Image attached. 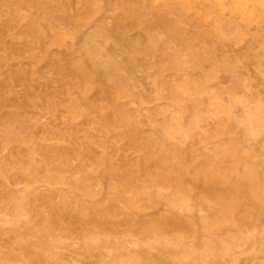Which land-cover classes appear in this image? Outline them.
<instances>
[{
	"label": "bare ground",
	"instance_id": "obj_1",
	"mask_svg": "<svg viewBox=\"0 0 264 264\" xmlns=\"http://www.w3.org/2000/svg\"><path fill=\"white\" fill-rule=\"evenodd\" d=\"M252 64L264 75V0H0V222L11 223L0 233L12 231V244L33 249L36 264L63 259L57 242L68 240L61 234L62 242L56 240V231L75 233L91 264L103 250L107 225L121 217L139 246L129 251L123 239L110 242L126 254L110 251L96 264H232L240 251L258 250L264 224L241 227L264 217V96L242 72ZM224 75L227 87L212 86ZM153 97L164 104H151ZM210 113L217 122L202 133ZM60 116L64 129L51 123ZM40 133L54 143H44ZM211 138L225 141L210 148ZM185 139L209 150L205 161L194 162L197 148L184 149ZM131 147L139 153L135 163L125 152L118 156ZM191 172L216 215L189 220L187 230L197 237L188 243L166 229L183 224L177 211L194 197L185 180ZM41 181L69 184L72 191L52 189L44 199L36 188ZM164 200L165 213L144 216L143 209ZM240 212L248 221L237 218ZM4 250L1 264L18 260L11 245Z\"/></svg>",
	"mask_w": 264,
	"mask_h": 264
},
{
	"label": "rangeland",
	"instance_id": "obj_2",
	"mask_svg": "<svg viewBox=\"0 0 264 264\" xmlns=\"http://www.w3.org/2000/svg\"><path fill=\"white\" fill-rule=\"evenodd\" d=\"M105 12H107V11H105ZM102 13V12H101ZM104 13V12H103ZM102 13V14H103ZM108 13H110V14H112V12H108ZM102 14H99V16H98V19L99 20H101L103 17H104V15L105 16H107V17H104V18H106V20L107 21H109V24H110V22L112 23L113 22V24L115 23L114 21H112V20H114V19H112V17H111V15L110 16H108L106 13L104 14V15H102ZM116 14H118V13H116ZM116 14H114V15H116ZM113 16V15H112ZM114 18H115V16H114ZM104 21H105V19H104ZM106 22V21H105ZM112 24V25H113ZM111 25V24H110ZM91 28V26H87V27H85L86 29L87 28ZM84 28V31L86 30ZM83 31V32H84ZM87 31H88V29H87ZM91 31V29H89V32ZM88 33V32H87ZM135 34L136 33V31L134 32V31H132L131 32V35H133V34ZM81 35V34H80ZM84 34H82L81 36L82 37H85V36H83ZM87 35V34H86ZM79 37V38H81L80 40H82V39H84V38H82V37ZM77 37V38H78ZM76 39V38H75ZM18 40H20V39H18ZM17 40V41H18ZM80 40L78 41H76L75 40V42H77V43H74L75 45L76 44H78L79 42H80ZM21 41V40H20ZM82 43V42H81ZM78 46H79V44H78ZM78 46H76V47H78ZM238 48H240V46H238V47H236V49H238ZM55 49H57V48H55ZM61 50H64V49H61ZM56 51V50H55ZM57 51H59V50H57ZM65 51V50H64ZM61 52V51H60ZM22 61H23V59H22ZM24 65L25 64V66H22V65ZM42 64H43V62H42ZM44 64H45V62H44ZM44 64L41 66V67H44ZM20 67H22V68H26L27 67V62H26V60L24 59V61L23 62H20V65H19ZM242 72L247 76V77H252V79L251 80H253L252 82H254L253 84H252V82H251V85H253V87H254V89L257 87V89L259 90V92H260V94H262V96H264V75L262 74V72L260 71V69H259V71H258V67L257 66H255V65H251V66H247V67H245V68H242ZM260 72V73H259ZM170 73H171V71H170ZM170 73H166L167 75L169 74L170 75ZM222 73H224V72H222ZM172 74V73H171ZM221 74V73H220ZM166 75V76H167ZM262 75V76H261ZM140 76V75H139ZM221 76V75H220ZM226 75H224V76H222L223 77V79H221L220 77H218V78H220L219 80H216V81H214V82H212L211 84H212V86H217V85H221V86H223V87H227L229 84H228V82H229V80H225L224 79V77H225ZM170 77V76H169ZM227 78H229L228 76H226ZM225 77V78H226ZM1 79L3 78V77H0ZM167 78V77H166ZM0 79V80H1ZM3 80V79H2ZM249 82H250V80H249ZM17 88V90L18 91H20L21 89H22V87H20L19 85L16 87ZM146 88H147V85H146ZM213 88V87H212ZM144 89V88H143ZM148 89V88H147ZM150 89V88H149ZM16 90V89H15ZM17 91V92H18ZM145 91H146V89H145ZM21 92V91H20ZM148 92V91H147ZM147 92H145L146 94H147ZM149 93V92H148ZM151 93V92H150ZM153 94V93H152ZM152 94H150L151 96H152ZM150 95H148V97L150 96ZM154 95V94H153ZM150 96V97H151ZM225 96V98H227L228 97V94H225L224 95ZM203 97L204 98H206V95H203ZM155 97H153V100H151V104H153V103H155L154 101H155V99H154ZM151 99V98H150ZM159 100H161V99H159ZM159 100L156 102V103H158L159 105H161V104H164V102L161 100V104L159 103ZM165 101V100H164ZM226 101H228L227 99H226ZM134 102V101H133ZM130 103V105H131V103H132V101H130L129 102ZM155 103V104H156ZM134 104H136V103H133V106H134ZM146 104H148L149 105V109H150V106H151V104H149V103H146ZM146 104L144 105V107L146 106ZM154 104V105H155ZM137 105V104H136ZM154 105H152V106H154ZM132 106V105H131ZM139 106V105H138ZM137 106V107H138ZM151 106V107H152ZM156 106V105H155ZM143 107V109H145ZM159 107V106H158ZM200 107L201 108H203L204 107V104L203 105H200ZM240 107H242L243 108V106H240ZM6 108L7 107H5V109H3V110H5L6 111ZM12 108V107H11ZM142 108V107H141ZM241 108V109H242ZM1 109V110H2ZM9 110H10V108H8ZM37 109V108H36ZM36 109H35V111H36ZM39 109V110H38ZM37 109V115L38 116H41L42 118H40V117H38V116H36V114H35V116L36 117H38L39 119H41V121H42V123H44V122H46V123H44V125L45 124H47L48 122H49V119L50 118H47V115H46V117L44 116V112L42 113L40 110V108H38ZM148 109V107L146 108V110ZM63 110V109H62ZM145 110V111H146ZM236 110V109H235ZM8 111V110H7ZM34 111V110H33ZM34 111V112H35ZM41 113H40V112ZM144 113H146L144 110H142ZM243 111V110H242ZM242 111H240V108L239 109H237L236 111H234V113L235 112H237L236 114H238V116L239 115H241L242 113H240V112H242ZM4 112V111H3ZM142 112V113H143ZM6 113V112H5ZM59 113V112H58ZM65 113V112H64ZM40 114V115H39ZM46 114V113H45ZM59 114H63L62 113V111L59 113ZM43 116H44V118H43ZM58 116V115H57ZM62 116V115H61ZM60 116V118H56V120H51V123L53 124V126H55V127H57V129H58V127L60 128V129H64V128H66L67 127V125H66V123L64 122V120H62L61 117ZM218 115L217 114H213V113H210V115H209V117L207 118V121L206 122H204L202 125H201V127L199 128V131L200 132H202V133H206L209 129H211L213 126H215V124H216V122H217V117ZM235 116V115H234ZM237 116V115H236ZM145 118V117H144ZM159 118H161V117H159ZM42 119H44V121L42 120ZM56 121V122H55ZM83 123H84V121H82ZM145 124H148L149 123V121H148V123H147V120H145ZM50 123V122H49ZM150 123H152L153 124V121L151 122L150 121ZM82 124V123H81ZM145 124H143V125H145ZM48 125V124H47ZM46 125V126H47ZM149 125V124H148ZM148 125H146V126H148ZM49 126H51V125H49ZM151 126V125H150ZM150 126H148V127H145V126H143V127H145V129L147 130V128L148 129H150V131L152 130V128L150 127ZM44 127V126H43ZM48 127V126H47ZM46 128V127H45ZM236 127H234L233 128V130L235 131H237L238 129H235ZM40 129H42L41 127H40ZM47 129V128H46ZM145 129H142L143 130V132L144 133H150V132H148V131H146ZM94 131H93V133H95V131H96V134L98 133L97 132V130L96 129H93ZM145 130V131H144ZM232 130V131H233ZM42 131L43 130H41V133H42ZM63 131V130H62ZM153 132V131H152ZM40 133V134H41ZM236 133V132H235ZM99 134V133H98ZM44 135L46 136V134L44 133ZM40 137L42 136L43 137V134H41V135H39ZM44 136V137H45ZM50 136V135H49ZM99 136V135H98ZM97 136V137H98ZM232 137H237V136H239L240 137V133L237 135V134H232L231 135ZM40 137H38L39 139H41ZM43 137V142L44 143H47V144H53L54 142H53V139H54V141H55V137H54V135H53V137L54 138H52L51 139V137H49V139L48 138H44ZM48 137V136H47ZM220 138V137H219ZM225 138H227V137H223V139H225ZM238 138V137H237ZM212 139V138H211ZM259 139H260V137H258V142H259ZM196 140V139H195ZM200 140V139H199ZM220 140H221V138H220ZM220 140H218L217 141V138H215V139H212L209 143L207 142V144H208V146L210 147V148H214V146H215V144H220L222 141H225V140H222L221 142H220ZM229 140V139H228ZM227 140V141H228ZM196 141H198V140H196ZM196 141H195V143H193L190 139H185V140H183V141H181V143L180 144H182V147L184 148V149H188V148H190V147H192V145H194L196 148V150H194V154L192 155L195 159H194V162H195V160H196V163H199L200 164V161L201 162H203V161H205V155H204V153H203V151H205V150H203L202 148L203 147H201L200 146V144H197L196 143ZM219 142V143H217V142ZM253 141V140H252ZM255 141V140H254ZM256 141H257V139H256ZM255 141V142H256ZM42 142V141H41ZM257 142V143H258ZM260 142H263V147L262 148H264V140L262 139V141H260ZM123 143V142H122ZM121 143V144H122ZM201 144H202V142H200ZM252 142H250V144H251ZM256 143V144H257ZM123 144H125V143H123ZM250 144H248L249 145V147H250ZM259 144V143H258ZM120 145V144H119ZM203 145V144H202ZM204 145H205V143H204ZM203 145V146H204ZM247 145V146H248ZM254 145L255 144H253V147L252 148H254ZM121 146V145H120ZM181 146V145H180ZM194 146H193V148H194ZM207 146V147H208ZM259 147L261 146V144H259L258 145ZM258 146H257V148L256 149H258V151L257 152H259L260 151V149H262V148H258ZM122 147H123V145H122ZM124 147H125V145H124ZM127 147H129L130 148V146H127ZM121 148V147H120ZM128 148V149H129ZM133 147H131V149H126L125 151H124V149H122V150H120L119 152H120V154H119V152H116V154H119L118 156L121 158H124V155L126 154L127 155V157L129 158V162L131 163V162H134L135 163V160L137 159L136 158V156H138L137 154H139L138 153V151L135 149V148H133ZM182 148V149H183ZM204 148H206V147H204ZM251 148V147H250ZM191 149V148H190ZM207 149V148H206ZM211 151H212V149H210ZM255 150V149H254ZM196 151V152H195ZM207 152H209V150L207 149L206 150ZM205 151V152H206ZM3 152V151H2ZM2 152H0L1 154V156H3V155H5V151L2 153ZM123 152H125V154L123 153ZM123 153V154H122ZM206 154V153H205ZM209 154V153H208ZM126 155H125V158H126ZM115 157H116V155H115ZM118 157V159H120ZM121 158V159H122ZM117 160V159H116ZM128 161V160H127ZM119 162V161H118ZM133 163V164H134ZM132 165V164H131ZM192 171H195V169H193ZM192 173V172H191ZM189 176V175H188ZM198 175L196 174V172L194 173H192V175H190L189 177H188V181L189 182H191V180H193L194 178H196ZM74 177V176H73ZM72 177V179H74L75 177H76V175H75V177L73 178ZM185 180H186V182H187V184L189 185V187L190 188H192V190H190V191H192V193H190V195L192 194V195H194V197L190 200V205L189 206H187L186 204V206L187 207H181V208H179L178 209V211H177V214L179 213V216L181 217V219L180 220H182L183 222V224H181L180 222H179V224H180V227H179V224H173V225H168L167 227H168V229H166V231L170 234V235H172V236H177V235H181V236H185L184 237V239L186 240V241H188V243H193L194 241H193V239H194V236L197 234V233H195V234H191V232L189 233V230H187V227L189 226H187V224H188V221L189 222H192V218H196V217H200V216H205V217H207L208 215H210V214H213L212 213V210L211 209H213V208H209V207H207L206 206V202H203V200H204V197L205 196H203L202 195V193H201V190H199V186L198 185H196V183L193 181V182H191V183H189L188 181H187V177H185ZM203 180V179H202ZM202 182V181H201ZM18 183V184H17ZM70 183V182H69ZM204 183V182H203ZM217 183H219V182H217ZM14 184V185H13ZM16 184H17V186H19L20 185V183L18 182V181H16ZM37 184V183H36ZM220 184H222V183H220ZM23 185V184H22ZM53 185H55V186H53ZM45 184V182H42L41 181V183H39L37 186H36V188L38 187V189H37V191L39 190L41 193H42V197L43 196H45L46 194H48V193H50L51 191H53L52 189H59V191L61 190V191H66V192H68L67 190H70V192L72 191L71 189H70V187H72L71 185H69V184H65L64 183V185H62V184ZM213 185H215V184H213ZM223 185V186H222ZM222 185H220V188H222L223 189V187H224V183L222 184ZM11 186H15V182L14 183H12V185ZM17 186H15L16 188H17ZM97 186H99V187H101L102 185H97ZM215 186H217V185H215ZM214 186V187H215ZM21 187V186H20ZM218 187V186H217ZM217 187H215V189L217 188ZM227 186H225V188H226ZM61 188V189H60ZM170 189V188H169ZM203 189V188H202ZM219 189V188H218ZM218 189H216V191H218ZM170 191L172 192V190L170 189ZM169 191V192H170ZM219 191L220 192H222V193H225V192H227L226 191V189H223V190H220L219 189ZM40 192H39V194H40ZM69 192V195L71 194ZM166 192H167V190H166ZM169 192H167V193H169ZM203 192V191H202ZM59 193V192H58ZM60 193H62V192H60ZM59 193V194H60ZM63 193H65V192H63ZM205 193H207V192H205ZM210 195H212L210 192H208ZM44 194V195H43ZM51 194H53V193H51ZM67 194V193H66ZM226 194V193H225ZM41 195V194H40ZM57 195V194H56ZM56 195H54V196H56ZM65 195V194H64ZM169 195H170V193H169ZM49 196V195H48ZM48 196L45 198L44 197V199H47L48 198ZM167 196V198H169V196L168 195H166ZM50 197V196H49ZM192 197V196H191ZM207 197V196H206ZM205 197V198H206ZM54 198H58V197H54ZM97 198V197H96ZM209 197H207L206 198V200L208 199ZM210 199V198H209ZM209 199H208V201L207 202H210L209 201ZM166 200V199H165ZM164 200V201H165ZM211 200V199H210ZM245 202H246V200H245ZM189 203V201L187 202V204ZM203 203H205V206L208 208H206L204 205H203ZM213 203V201L211 202V207H212V205L214 204H212ZM167 202L165 201V204H161V206L159 207V208H157V207H155V208H147V209H143L144 211H142V212H144L145 214H144V216L145 215H154V214H156V213H162V212H164L165 210H166V208L168 207L167 205ZM245 204V203H244ZM166 205V206H165ZM216 205V204H215ZM213 206V207H216V206ZM159 206V205H158ZM219 208V207H218ZM158 210L160 211V212H158ZM168 210V209H167ZM217 210V209H216ZM215 210V211H216ZM162 211V212H161ZM219 211V210H218ZM155 212V213H154ZM168 212V211H167ZM214 212V211H213ZM165 213V212H164ZM216 213V212H215ZM218 213V212H217ZM213 215H216V214H213ZM254 215H256V214H254ZM3 215H2V212H1V215H0V217H2ZM147 217V216H146ZM209 217V216H208ZM262 217V220H260L261 218L260 217H258V219H256V218H251L250 220V223L247 225V224H245L244 226H242L241 225V227H243L244 229V231H246V230H250V229H252L253 228V226L254 225H257V226H261V225H263L264 224V217L263 216H261ZM122 218V222H125V219L123 218V217H121ZM121 218H120V220H118L117 218V222L115 223V224H113V222H111V223H109L107 226H109V227H107V229L106 230H104V232L102 233V231L100 232V230H98V226L96 225V226H93V224H89L88 225V229H92V230H94L95 231V229L96 230H98V233H102L103 235H101L103 238H102V241L104 242V247L103 248H101V249H103V250H101V252L99 253V250L96 252V254H95V256L94 255H92V258L94 257L95 259L96 258H98V259H91V256H90V260L92 261V263H94V264H96V262L100 259V260H102V257L103 256H107L108 255V252H109V254H111L112 252H114V253H116V251L118 252H122V251H124V250H127V248H129V251L130 250H135V248L137 247V246H139L138 245V243L140 242V241H138L137 243H135V241L137 240H133L134 239V236H131L130 237V234H128V231H127V228H126V226H128L127 224H126V222L125 223H122V222H120L121 221ZM238 219H242V220H245V216H244V213L242 212V214H241V212H240V214H239V216L237 217ZM192 219V220H191ZM247 219V218H246ZM237 221H239V220H237ZM247 221H248V219H247ZM120 222V223H119ZM241 222V221H240ZM3 223H5L6 224V222H2V224H1V222H0V226H3L4 224ZM8 224V226L7 225H4V227L5 226H7V230H10V222L9 223H7ZM94 224H96V223H94ZM178 226V228L177 227H173V226ZM191 225V224H190ZM195 225V224H194ZM194 225H192V226H194ZM228 225H230V224H228ZM191 226H189L188 228H190ZM196 227H197V225H196ZM227 227V226H226ZM230 227H232V226H229L227 229L229 230L230 229ZM14 228V227H13ZM13 228H11V230L13 229ZM129 228V227H128ZM99 229H101V227L99 228ZM104 229V228H103ZM103 229H101V230H103ZM198 229V228H197ZM3 230H5V229H3ZM194 230H195V228H194ZM194 230H193V233H194ZM227 230V231H228ZM232 230V229H231ZM88 231V230H87ZM190 231H192V230H190ZM226 231V232H227ZM12 231H6L5 230V232H3V233H0V251H2V250H4V249H8V247H10V245H11V248H13L14 250V252H16V254H18V260H11L10 259V261H6V262H8L9 264H36L35 262H34V260H33V254H34V252L33 251H31V250H33V249H26V250H24V249H21V248H19L16 244H12V242L10 241L11 240V234H12V237H13V233H11ZM95 232H97V231H95ZM166 232V233H167ZM196 232V231H195ZM198 232H199V230H198ZM225 232V233H226ZM229 232H230V230H229ZM229 232H227V233H229ZM58 233V234H57ZM85 233H87V232H85ZM225 233L223 234V235H225ZM64 237V239H66V240H68V243L65 241L64 243H65V246H61V244L62 243H59V242H57L56 244H57V247H58V249H60V251L61 252H63V255H64V257H63V259H57V264H84V263H86V264H89V263H87L88 261L86 260L87 259V257H86V254L84 253V252H81V251H79V250H82V248H81V243L78 241V236L75 234V233H71V234H74V235H72L71 236V238L68 236V237H65L64 236V234L62 233V232H58V231H56V240H58V241H60L61 240V242H62V236ZM199 234V233H198ZM168 235V234H167ZM169 235V236H170ZM75 236H77V237H75ZM101 236H99V238L101 239ZM174 236V237H175ZM201 236V235H200ZM55 237V236H54ZM53 237V238H54ZM196 237H197V235H196ZM80 238V237H79ZM176 238V237H175ZM182 238V237H181ZM80 239H82V238H80ZM121 240V239H123V240H125V243H124V250H122V248H120L119 246L120 245H118L117 247H115V246H113V245H109V243L110 242H113V243H116L115 241H118V240ZM55 240V239H54ZM196 240V239H195ZM81 241H83V240H81ZM11 242V243H10ZM123 242V241H122ZM143 242V241H142ZM68 244V245H67ZM109 245V246H108ZM141 245H144V244H142L141 243ZM61 246V247H60ZM258 246V245H257ZM60 247V248H59ZM260 247H262V249H259ZM126 248V249H125ZM132 248V249H131ZM134 248V249H133ZM139 248H143L142 246H140ZM259 248H258V250L257 249H251L250 250V252H248V253H243V252H239L238 253V259H237V261L236 262H234V263H232V264H253V263H256V262H260V261H262L263 259H264V236H263V238L261 239V241H260V243H259ZM2 249V250H1ZM12 250V249H11ZM37 250H39V247L37 248ZM114 250V251H113ZM148 250V249H147ZM150 250V249H149ZM5 251V250H4ZM59 251V250H58ZM110 251H112L111 253H110ZM32 252H33V254H32ZM35 252H37L36 250H35ZM47 254H48V252H46ZM98 253V254H97ZM124 253L126 254V252L124 251ZM128 253V252H127ZM163 255H164V253L163 252H161ZM49 255V254H48ZM48 255H46V256H48ZM83 255L85 256V257H83ZM61 256V255H60ZM109 256V255H108ZM158 256H160V255H158ZM162 256V255H161ZM105 257H103V258H105ZM107 258V257H106ZM108 259V258H107ZM99 260V261H100ZM85 261H87V262H85ZM84 262V263H83ZM91 263V264H92ZM100 263H101V261H100ZM0 264H1V262H0ZM103 264H104V262H103ZM105 264H106V262H105Z\"/></svg>",
	"mask_w": 264,
	"mask_h": 264
}]
</instances>
